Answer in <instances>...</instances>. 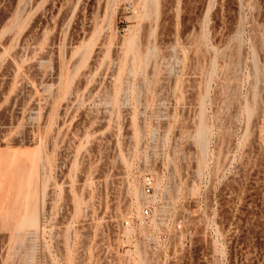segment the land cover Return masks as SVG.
I'll return each mask as SVG.
<instances>
[{"label": "rangeland", "instance_id": "rangeland-1", "mask_svg": "<svg viewBox=\"0 0 264 264\" xmlns=\"http://www.w3.org/2000/svg\"><path fill=\"white\" fill-rule=\"evenodd\" d=\"M0 169V264H79L144 175L174 264H264V0H0Z\"/></svg>", "mask_w": 264, "mask_h": 264}, {"label": "built area", "instance_id": "built-area-1", "mask_svg": "<svg viewBox=\"0 0 264 264\" xmlns=\"http://www.w3.org/2000/svg\"><path fill=\"white\" fill-rule=\"evenodd\" d=\"M152 176L141 180L139 210L113 228L102 231L92 249L78 251L79 264H174L178 253L191 246L192 229L176 218H166ZM50 220L52 213L47 215Z\"/></svg>", "mask_w": 264, "mask_h": 264}, {"label": "bare ground", "instance_id": "bare-ground-1", "mask_svg": "<svg viewBox=\"0 0 264 264\" xmlns=\"http://www.w3.org/2000/svg\"><path fill=\"white\" fill-rule=\"evenodd\" d=\"M201 132H202V131H201ZM200 139H201V138H200ZM201 141H202V140H201ZM2 171H5V170H2ZM7 171H8V172H7ZM7 171H6V173H4V172H1V169H0V172L2 173V175L4 174L3 176H6L5 174H7V176H8V174L10 173V171H9V170H7ZM0 175H1V174H0ZM9 175H10V174H9ZM0 178H2V176H0ZM0 182H1V179H0ZM2 183H3V182H2ZM2 183H1V184H2ZM6 183H8V181H6ZM9 183L11 184V186L14 185L13 182H11V180H9ZM1 184H0V185H1ZM139 197H140V196H139ZM28 198H29V199L31 198V199L29 200ZM24 201H25L24 204L27 203V204H26V207H27L28 204H30V205L33 204V205L30 206V209L32 208L31 210L28 209V208H26V207H25L26 209H24L23 206H25V205H22V208H23L24 210H23V209H21V210H23L24 212L21 211L22 216H20L21 218H20L19 223H20L21 226H26V225H27V226H29V227L33 226V228H35V227L38 225V224H37V223H38L37 212H36V209H35V208L38 207V206H37V205L35 204V202H34V201H35V200H34V197H31L30 195H28V196L26 195ZM28 202H31V203H28ZM138 202H139V201H138ZM36 203H37V202H36ZM35 206H36V207H35ZM3 207H4V206H3ZM28 207H29V206H28ZM1 208H2V207H1ZM2 210H3V209H2ZM19 223H18V224H19ZM20 225H19V226H20ZM36 228H37V227H36ZM31 230H32V229H31ZM34 231H36V230H34Z\"/></svg>", "mask_w": 264, "mask_h": 264}]
</instances>
